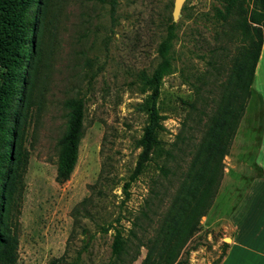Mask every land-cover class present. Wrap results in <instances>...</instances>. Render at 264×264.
I'll return each instance as SVG.
<instances>
[{
	"label": "rangeland",
	"instance_id": "obj_1",
	"mask_svg": "<svg viewBox=\"0 0 264 264\" xmlns=\"http://www.w3.org/2000/svg\"><path fill=\"white\" fill-rule=\"evenodd\" d=\"M173 1L52 3L21 127L25 162L11 207L18 242L15 264H46L61 256L68 264L79 252L78 264H108L116 229L128 239L124 264H140L146 252L140 243L156 234L164 213L178 210L182 184L198 183L194 177L200 164L206 168L213 113L218 103L226 106L219 102V85L243 43L235 15L227 20L216 16L224 0L184 1L175 22L173 69L162 78L157 100L163 125L159 142L143 172L130 182L128 197L123 192L149 119L151 88L145 78L159 61L157 45L172 20ZM243 5L247 16L260 8L255 0ZM6 72L0 67V87ZM71 97L85 100L83 135L70 177L58 182L57 142L67 128L64 101ZM102 167L105 178L99 180ZM232 194L222 193L214 210L226 213ZM226 239L221 230L201 225L182 249V264H212Z\"/></svg>",
	"mask_w": 264,
	"mask_h": 264
},
{
	"label": "trees",
	"instance_id": "obj_2",
	"mask_svg": "<svg viewBox=\"0 0 264 264\" xmlns=\"http://www.w3.org/2000/svg\"><path fill=\"white\" fill-rule=\"evenodd\" d=\"M53 2L54 0H0V67L7 69L6 74L1 75L3 84L0 87V264H15L17 261L18 242L16 231L12 227L11 207L15 203L14 197L25 162L20 147L21 127L32 97L35 74L42 61L41 36L52 12ZM255 2L260 8H255L249 16L243 5L244 0H224V9L216 10V16L222 20L235 15V26L241 31L243 39L242 46L232 55L225 80L219 85L223 87L219 102L223 100L226 106L218 103L213 113L216 121L210 126L212 142L208 143L207 153L204 154L206 157L203 158L206 168L203 170L200 164L196 170L198 176L194 177L198 183L192 180L195 187L182 184L179 193L182 194V200L178 210L173 214L172 211L164 213L156 234L140 243L146 249L140 264H182L180 255L184 245L201 226L200 218L211 207L222 177V160L229 151L243 116L264 40V0ZM111 4L114 10V1ZM176 29L177 24L171 20L166 26L165 36L157 45L159 61L150 77L145 78L151 88L147 100L149 119L137 141L141 152L129 181L123 184L126 197L129 195L130 182L143 172L159 142L157 134L163 125L157 100L162 78L173 69L171 49ZM64 106L68 109V119L66 131L57 142L55 178L58 182L66 181L76 164L79 142L83 135L85 100L83 97H71L64 101ZM221 144L224 146L219 150ZM210 151L217 154L211 155ZM195 162L199 163V160L195 159ZM103 171L102 167L99 180L105 178ZM127 242L128 239L116 229L108 264H124ZM227 246V243H222V252L212 264L221 261ZM138 255L139 250L132 259ZM64 260L61 256L46 264H63ZM80 260L79 252L75 260L68 264H78Z\"/></svg>",
	"mask_w": 264,
	"mask_h": 264
},
{
	"label": "crops",
	"instance_id": "obj_3",
	"mask_svg": "<svg viewBox=\"0 0 264 264\" xmlns=\"http://www.w3.org/2000/svg\"><path fill=\"white\" fill-rule=\"evenodd\" d=\"M222 163L217 192L200 224L229 238L218 264H264V40L250 96ZM230 191L229 210L215 211L217 198Z\"/></svg>",
	"mask_w": 264,
	"mask_h": 264
},
{
	"label": "water",
	"instance_id": "obj_4",
	"mask_svg": "<svg viewBox=\"0 0 264 264\" xmlns=\"http://www.w3.org/2000/svg\"><path fill=\"white\" fill-rule=\"evenodd\" d=\"M185 0H174L172 9V20L176 22L181 15V8ZM227 241V240H226Z\"/></svg>",
	"mask_w": 264,
	"mask_h": 264
},
{
	"label": "bare ground",
	"instance_id": "obj_5",
	"mask_svg": "<svg viewBox=\"0 0 264 264\" xmlns=\"http://www.w3.org/2000/svg\"><path fill=\"white\" fill-rule=\"evenodd\" d=\"M227 240V239H226ZM227 241H229V240H227Z\"/></svg>",
	"mask_w": 264,
	"mask_h": 264
}]
</instances>
